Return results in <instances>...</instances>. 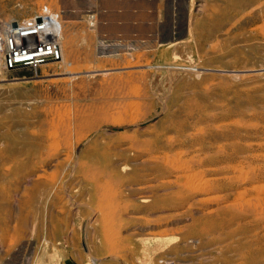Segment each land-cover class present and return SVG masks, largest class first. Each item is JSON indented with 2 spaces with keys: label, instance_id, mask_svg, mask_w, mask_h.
I'll use <instances>...</instances> for the list:
<instances>
[{
  "label": "rangeland",
  "instance_id": "374dc122",
  "mask_svg": "<svg viewBox=\"0 0 264 264\" xmlns=\"http://www.w3.org/2000/svg\"><path fill=\"white\" fill-rule=\"evenodd\" d=\"M105 1L0 0V264H264V0Z\"/></svg>",
  "mask_w": 264,
  "mask_h": 264
},
{
  "label": "built area",
  "instance_id": "2783aa9c",
  "mask_svg": "<svg viewBox=\"0 0 264 264\" xmlns=\"http://www.w3.org/2000/svg\"><path fill=\"white\" fill-rule=\"evenodd\" d=\"M0 32V66L7 72L38 70L62 59L57 14L35 13L28 18L2 22Z\"/></svg>",
  "mask_w": 264,
  "mask_h": 264
},
{
  "label": "bare ground",
  "instance_id": "6f19581e",
  "mask_svg": "<svg viewBox=\"0 0 264 264\" xmlns=\"http://www.w3.org/2000/svg\"><path fill=\"white\" fill-rule=\"evenodd\" d=\"M113 3L114 2V0H106L105 1V3L107 4V3ZM48 11V10H47ZM49 12V11H48ZM47 13V12H46ZM49 14H51V15H53L52 13H49ZM2 30H3V27H2ZM190 31V30H189ZM189 34H190V32H189ZM59 38H60V43H61V46H62V59H61V61L58 63V64H63L65 61H64V49H63V44H62V37H63V35H62V26H61V29H60V33H59ZM70 76V75H69ZM84 127V126H83ZM82 134V133H81ZM77 161V160H76ZM160 235V234H159ZM256 262H253V264H255Z\"/></svg>",
  "mask_w": 264,
  "mask_h": 264
},
{
  "label": "crops",
  "instance_id": "0c3cea01",
  "mask_svg": "<svg viewBox=\"0 0 264 264\" xmlns=\"http://www.w3.org/2000/svg\"><path fill=\"white\" fill-rule=\"evenodd\" d=\"M74 261H75V263H73V262H69V263L64 262V264H87L86 262H84L83 258H76V260H74Z\"/></svg>",
  "mask_w": 264,
  "mask_h": 264
},
{
  "label": "water",
  "instance_id": "95a60500",
  "mask_svg": "<svg viewBox=\"0 0 264 264\" xmlns=\"http://www.w3.org/2000/svg\"><path fill=\"white\" fill-rule=\"evenodd\" d=\"M121 1H124V0H121ZM125 1H130V0H125ZM128 13H130V11H129ZM133 18H134V17H133Z\"/></svg>",
  "mask_w": 264,
  "mask_h": 264
}]
</instances>
